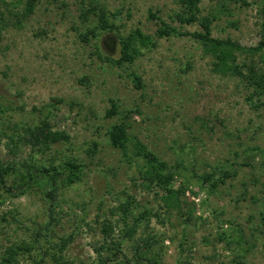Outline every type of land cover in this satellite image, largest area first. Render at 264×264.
Listing matches in <instances>:
<instances>
[{
	"label": "rangeland",
	"instance_id": "rangeland-1",
	"mask_svg": "<svg viewBox=\"0 0 264 264\" xmlns=\"http://www.w3.org/2000/svg\"><path fill=\"white\" fill-rule=\"evenodd\" d=\"M26 1L0 0V128L10 134L47 120L70 138L37 157L75 158L83 175L58 190L52 202L43 183L18 196V190L0 185V255L9 243H32L35 228L50 220L52 209L53 230L20 264H33L68 235L73 239L64 252L67 260L98 264L92 248L101 240L100 221L116 222L110 208L128 192L137 200L135 214L145 207L152 214L131 238L155 235L160 264H264V93L253 99L258 106L251 105V88L240 77L213 72V58L198 41L155 35L158 19L182 31L201 29L198 22H179V0H95L108 10L109 30L97 28L93 15L81 19L89 0H37L23 17ZM246 1L218 12L214 0H201L197 15L216 16L213 37L254 46L258 0ZM136 28L156 45L138 46L131 64H115L119 37ZM254 61L264 69L257 57ZM133 74L140 77V88ZM112 104L116 112L107 117ZM121 121L129 127L131 147L144 145L175 171L173 187L184 190L178 206L167 207L163 191L143 184L137 166L110 144L108 130ZM6 142L0 145L1 162L28 158L29 147L13 157ZM220 172L229 177L216 187L214 179L204 181ZM127 239L123 251L131 257ZM49 258L44 259L52 264Z\"/></svg>",
	"mask_w": 264,
	"mask_h": 264
},
{
	"label": "trees",
	"instance_id": "trees-1",
	"mask_svg": "<svg viewBox=\"0 0 264 264\" xmlns=\"http://www.w3.org/2000/svg\"><path fill=\"white\" fill-rule=\"evenodd\" d=\"M37 0H27L23 10V17H27L34 10ZM218 12L226 10L228 3H240L248 5L246 0H214ZM201 0H179L182 8L181 12L176 14L180 23L198 22L200 30L188 32L182 31L170 23L158 19L155 14L150 13L151 18L159 20V26L155 32L157 37L170 36H189L198 41L202 46L204 53L213 58L212 71L221 75L236 76L242 78L251 92L249 93L248 102L253 106H258L253 102L255 97L260 98L264 93V69H258L254 65V57L264 65V0H258L257 10L259 14V39L254 46H244L231 38H217L211 34L212 20L215 15L201 16L197 13L200 11L199 3ZM88 6L81 9V19L83 21L93 15L97 18V28L101 30H109L112 28L108 20V10L95 0H89ZM0 11V18H1ZM93 33V31H92ZM120 56L113 60L115 64H123L125 62L131 64L138 56V46L154 47L156 43L150 35L144 34L140 29L136 28L126 36L119 37ZM240 56L243 58L240 61ZM133 80L136 82L137 88L142 86L140 77L133 74ZM262 104V103H260ZM116 112V106L111 105V109L106 112V116L113 115ZM1 113V111H0ZM0 118V123H1ZM126 122L121 121L111 126L108 130L110 144L122 151L124 160L134 163L138 168V174L143 184L151 188L157 187L162 190L161 198L164 204L169 207L173 202L175 206L179 205L180 195L184 192L182 187L175 189L172 180L175 171L154 153L146 149L142 144L136 142L135 147H131L132 141L128 131ZM8 134L0 128V145L2 140L6 139L5 147L7 151L16 157L18 151L27 146L30 148L28 158L20 161H9L3 163L0 161V185L4 188H11L12 191L18 192L16 195H22L28 192L35 184H45V194L49 201L55 199V195L62 187H68L81 181L83 175V164L75 158L64 157L61 160L41 159L37 155L49 153L57 143L68 142L69 135L65 131L53 130L52 125L47 120H42L37 125H26L22 130L11 129ZM91 152L96 149V143H91ZM213 175V174H212ZM212 175L205 176L204 181L214 179L212 187L216 184L224 182L229 174L220 172L217 177ZM11 176L9 186L7 187L8 177ZM264 186V182H263ZM124 197L118 201L116 205L110 208V215L117 216L116 222L111 218H104L100 221L101 240L93 245V251L98 257V264H160L161 254L157 251V237L155 235H147L139 239L131 238V231H136L145 224L147 226L152 214L150 209L145 207L139 213H134L135 196L128 192H123ZM53 210H49L50 220L42 225H38L34 230L33 242L21 241L20 243L12 242L7 245L2 255H0V264H20V257L24 254L29 256L36 246L40 247V237H46L48 232L53 229L52 224L54 217ZM5 221V219H2ZM122 226L119 227L118 223ZM119 227L118 236L115 232ZM128 238V239H127ZM73 235L61 238V242L56 249L42 251L39 259H32L33 264H47L45 257L49 254L48 262L52 264H75L65 258L64 252L68 244L72 241ZM132 240L131 249L132 256L127 257L123 251L125 240ZM42 246V245H41Z\"/></svg>",
	"mask_w": 264,
	"mask_h": 264
}]
</instances>
